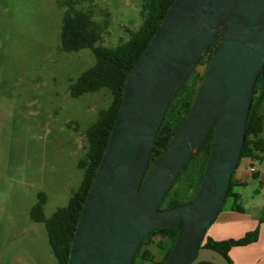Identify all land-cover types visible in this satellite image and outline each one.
Instances as JSON below:
<instances>
[{
  "label": "water",
  "instance_id": "95a60500",
  "mask_svg": "<svg viewBox=\"0 0 264 264\" xmlns=\"http://www.w3.org/2000/svg\"><path fill=\"white\" fill-rule=\"evenodd\" d=\"M216 40L194 102L151 166L166 111ZM264 68V0H175L130 72L107 149L76 226L68 264H132L160 227H179L164 264H232L201 245L241 157L254 87ZM214 130L193 199L160 208Z\"/></svg>",
  "mask_w": 264,
  "mask_h": 264
},
{
  "label": "rangeland",
  "instance_id": "374dc122",
  "mask_svg": "<svg viewBox=\"0 0 264 264\" xmlns=\"http://www.w3.org/2000/svg\"><path fill=\"white\" fill-rule=\"evenodd\" d=\"M79 7L90 8L100 23L108 18L99 42L104 45L127 39L128 28L141 24V0L82 1ZM63 13L60 0H0V264H59L45 223L33 220L30 209L41 191L47 217L68 203L84 173L79 161L87 153L86 130L112 99L107 89L71 95L72 83L95 56L90 48L62 49ZM203 70L199 66L198 74ZM262 104L264 114V99ZM256 165L264 173V159ZM196 166L192 160L185 183ZM178 183L170 195L181 202L194 197V187L177 190ZM259 188V181L246 186L244 199L264 221ZM165 205L163 200L160 208ZM159 241L155 235L144 245L155 259L161 257ZM150 263L141 256L135 260Z\"/></svg>",
  "mask_w": 264,
  "mask_h": 264
},
{
  "label": "trees",
  "instance_id": "16d2710c",
  "mask_svg": "<svg viewBox=\"0 0 264 264\" xmlns=\"http://www.w3.org/2000/svg\"><path fill=\"white\" fill-rule=\"evenodd\" d=\"M82 1L93 0H60V4L64 7L60 34L62 49L65 51H78L82 48H90L95 56V63L83 71L72 83L71 95L77 97L85 92L107 89L111 93L112 99L107 107L99 110L97 120L91 123L86 130L88 141L87 153L79 161V165L83 168L84 173L79 187L74 191L68 203L58 207L50 217H47L44 212L46 196L41 191L38 194V200L30 209V216L33 220L45 223L49 243L59 264H68L76 226L100 162L107 149L112 129L123 102L124 87L128 76L152 41L159 25L175 2V0H141L140 26L136 29L128 28L129 37L127 39H122L115 45H104L99 42L104 30L109 25L108 18L103 20L102 23L96 21L90 8L79 7V3ZM193 75L194 71L179 89L166 111L156 135L149 166L153 164L170 142L194 102L205 73L198 76ZM263 99L264 68L260 71L254 87L241 157L251 156L257 160L264 159ZM213 137L214 130L190 159L184 170L179 173L171 188L179 182L177 190H181L183 187H194V193L196 194L206 168ZM192 160H196L197 168L192 170L190 175L192 181L185 183L182 177ZM232 185L233 179L231 178L227 194L230 193ZM169 193L170 191L164 198V202L166 201L164 208L183 204L194 198L192 197L187 201L181 202L176 198V193L172 195ZM179 230V227L164 226L151 231L141 243L132 264H135V260L139 256L151 262L150 264H164L175 244ZM155 235L160 236L158 245L160 249L164 250V255L160 260L155 259L154 252L151 249H144L146 240L152 239ZM258 238V229L249 231L240 238L222 240L214 239L207 235L206 231L201 245L210 246L221 251L234 264L229 256V251L234 246L247 245L255 242ZM198 264L214 263L202 261Z\"/></svg>",
  "mask_w": 264,
  "mask_h": 264
},
{
  "label": "crops",
  "instance_id": "0c3cea01",
  "mask_svg": "<svg viewBox=\"0 0 264 264\" xmlns=\"http://www.w3.org/2000/svg\"><path fill=\"white\" fill-rule=\"evenodd\" d=\"M263 109V104H262ZM257 159L251 156L240 157L233 173V185L219 212L207 229V235L217 240L240 238L247 232L258 229L259 238L250 244L234 246L229 256L234 264H264V221L252 215L245 205L243 189L255 181H259L263 191L264 173L256 165ZM254 168V169H251ZM153 251V250H152ZM161 257L164 250L160 249Z\"/></svg>",
  "mask_w": 264,
  "mask_h": 264
},
{
  "label": "flooded vegetation",
  "instance_id": "af4514ba",
  "mask_svg": "<svg viewBox=\"0 0 264 264\" xmlns=\"http://www.w3.org/2000/svg\"><path fill=\"white\" fill-rule=\"evenodd\" d=\"M219 45H220V41L216 40L207 48V51L205 52L203 57L196 64V68L193 69L194 74L196 73L195 76L202 75L203 73L206 72V70H207V68L209 66V63H210V59H211L212 53L219 47ZM199 66H203L204 70H203V72L198 74L197 69H198ZM70 93H71V89H70Z\"/></svg>",
  "mask_w": 264,
  "mask_h": 264
},
{
  "label": "built area",
  "instance_id": "2783aa9c",
  "mask_svg": "<svg viewBox=\"0 0 264 264\" xmlns=\"http://www.w3.org/2000/svg\"><path fill=\"white\" fill-rule=\"evenodd\" d=\"M251 169H254V168H251Z\"/></svg>",
  "mask_w": 264,
  "mask_h": 264
}]
</instances>
